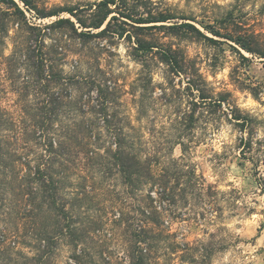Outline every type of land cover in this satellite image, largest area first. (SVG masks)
<instances>
[{"label":"rangeland","instance_id":"obj_1","mask_svg":"<svg viewBox=\"0 0 264 264\" xmlns=\"http://www.w3.org/2000/svg\"><path fill=\"white\" fill-rule=\"evenodd\" d=\"M14 1L23 16L9 19L7 37L0 33V109L18 122L24 117L22 106L34 110L39 104L28 63L22 65L17 57L6 61L24 46L31 27L37 40L43 41L44 54L52 59L55 72L68 81L64 90L59 88L73 100L66 108L71 115L62 110L54 124L68 125L70 130L73 125H93L91 140L97 141L95 147L103 154L113 137L101 126L103 116L91 112L98 89L88 88L94 82L107 94V118L122 131L133 151L151 162L154 171L169 160L182 158L180 143L187 147L181 164L195 172L204 190L200 195L187 194L174 203L165 202L162 223L174 240L198 247L195 259L199 264H264V58L227 39L229 34L234 38L245 33L264 40V0H149L152 12L171 10L213 41L160 27L140 33V38L157 48L139 53L134 50L136 31L119 21H114L108 35L85 43L70 28L51 27L60 18L76 22L61 10L100 0H29L28 7ZM36 10L56 11L58 16L40 18ZM169 48L176 51L181 72L171 71L162 62L161 52ZM202 96L207 97V105H219L196 109L191 121L189 113L194 103L202 106ZM235 108L250 119L244 132L233 120ZM78 139L69 143L75 146ZM110 167L101 170L94 165L81 174L69 166L62 174L67 175L63 192L69 200L76 187H93L94 199L71 202L77 205L70 209L73 218L78 223H92L88 229L85 226L87 243L79 246L85 253L81 264L126 262L125 248L132 229L126 225L134 222L139 198L127 193L114 171L109 173ZM79 176L90 179L83 182ZM9 217L0 210V264H5V249L12 247L7 238L13 234L15 221ZM120 217L127 220L126 225ZM22 242L20 238L13 253L32 256ZM163 246L153 254L156 264H188L181 252ZM72 255L68 247L60 246L53 264H75Z\"/></svg>","mask_w":264,"mask_h":264},{"label":"trees","instance_id":"obj_2","mask_svg":"<svg viewBox=\"0 0 264 264\" xmlns=\"http://www.w3.org/2000/svg\"><path fill=\"white\" fill-rule=\"evenodd\" d=\"M19 1L27 7L30 6L29 0ZM148 1L131 0L129 3V0H100L87 6L65 8L61 11L68 13L76 22H72L70 18H60L51 27L70 28L72 33L85 43L90 38L108 35L114 21H119L136 31L134 36L137 37V42L134 50L137 53L151 52L157 48L152 42L140 38V33L160 27H166L174 32L183 30L189 32L192 37L213 41L186 22L189 19L178 17L171 10L152 12L150 10L152 5ZM2 5L5 6L4 9ZM86 12V16H81ZM36 14L40 18L58 16L56 11L36 10ZM18 16H23V12L14 0H0V17H2L0 33L4 38L8 35L9 19ZM167 23L173 24L163 26ZM76 24L77 28H75ZM157 24L160 26H156ZM28 29L31 31L24 46L16 49L6 61L12 62L13 58L17 57L22 61V65L28 63L27 66L33 71V89L37 96H40L37 97L39 104L34 110L22 106L20 110L24 117L18 122L0 109V210L4 209L6 215L15 221L13 234L7 238L12 247L5 249L7 251L5 264H53L60 246L68 247L73 252L70 259L75 264H81L85 253L83 249H79V246L87 243L89 234L85 226H88V229L92 223L87 221L78 223L70 211L76 209L77 205L71 202L94 199L93 187L86 184L76 187L74 196L69 200L68 194L63 192L67 175L62 174L67 172L69 166L72 167L73 172L83 174L94 165L101 170L111 166L108 168L109 173L114 171V174H110L119 178L127 193L131 191L139 198L136 217L132 218L134 222L127 226V220L124 221L123 217L119 218L126 228L132 227L129 244L125 248L126 262L123 260V264H156L157 260L153 254L160 245H166L161 247L163 249L172 246L176 252H181V258L188 259V264H199L195 259L198 247L177 243L174 234L164 228L162 223L165 202L174 203L176 198H184L187 194L200 195L198 193L204 190V185L195 172L181 164V160L186 158L187 147L180 143L182 158L169 160L166 166L154 171L151 162L148 159L142 160L125 140L122 131L111 123L110 118H107L106 104L109 103L106 101L107 94H104L94 82H91L88 88V91L94 87L98 89L94 98L96 103L91 112L96 111L103 116L104 121L101 126L113 137L103 154H99V148L95 147L97 141L91 140L93 125H73L69 126L72 129L70 130L68 125L54 124L55 119L64 111L65 114L71 115L70 110L66 108L69 107L72 99L59 88L63 87L64 90L68 81L55 72L52 59L44 54L43 41L37 40L33 28ZM78 29L81 31L78 32ZM93 30L100 31L93 33ZM214 33V36L220 37L219 32ZM227 39H232L246 52L264 58V40H258L256 35L242 33L236 34L233 38L229 34ZM36 53L39 55L36 56ZM161 59L171 71H182L175 50L171 48L163 50ZM206 99L207 97H200L202 106L193 104L195 108L189 113L191 121L195 120L193 114L196 109L218 107L219 104L207 105ZM233 120L241 132L249 127L250 119L242 116L236 108L233 110ZM74 138L79 139L75 140L78 143L72 146L69 142ZM245 141L241 139V143L246 144ZM104 160H107V163L104 164ZM85 178L90 179L87 176H79L83 182H86ZM20 238L26 248L31 250L32 256L13 253ZM13 254L16 257L12 256Z\"/></svg>","mask_w":264,"mask_h":264}]
</instances>
